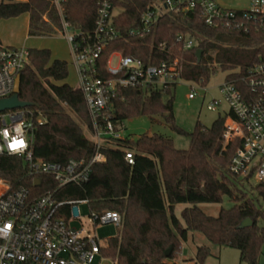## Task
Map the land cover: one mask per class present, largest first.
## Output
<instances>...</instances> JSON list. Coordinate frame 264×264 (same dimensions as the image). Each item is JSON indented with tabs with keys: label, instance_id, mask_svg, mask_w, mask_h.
Segmentation results:
<instances>
[{
	"label": "trees",
	"instance_id": "1",
	"mask_svg": "<svg viewBox=\"0 0 264 264\" xmlns=\"http://www.w3.org/2000/svg\"><path fill=\"white\" fill-rule=\"evenodd\" d=\"M59 1L57 7L55 0H0V21L28 15L29 37L58 36L64 21L86 38H93L99 6L110 2L117 12L114 25L120 36L98 60L97 75L103 79L111 78L108 57L119 52L146 65L179 60L183 79L203 87L218 66L228 72L226 81L248 96L251 91L244 79L254 67L264 64L260 19L245 22L243 29L213 28L205 25L200 14H172L162 16L150 33L133 34L147 7L156 0ZM179 35L195 37L198 48L185 51L176 41ZM3 48L0 40V49ZM27 50L28 63L19 74V99L32 104L23 111L33 156L57 164L89 161L95 154L94 145L86 136L91 122L82 92L66 83L68 63L52 60L47 49ZM198 50L203 51L200 62L196 57ZM176 86L160 90L120 88L107 114L114 124L138 117H148L153 122L164 118L172 129L188 136V149H176L172 139L159 134H144L136 141H112L102 149L106 162L93 166L87 183L60 189L45 176L40 177L41 185L34 187L21 159L0 156V179L13 189L27 187L33 196L50 191L59 201L87 200L90 210L97 213L118 212L122 227L102 250L103 256L117 264H177L175 258L190 232L200 233L213 246L237 250L242 262L258 264L264 245V183L252 187L256 197H250L245 187L252 176L240 178L230 172L240 142L224 148L226 115L218 117L211 127L198 122L191 133L176 126ZM127 151L134 155L132 165L125 160ZM224 197L233 202V207L222 209L217 217L207 215L199 207L221 204ZM181 204L188 207L179 219L175 208ZM247 219L252 226L241 229ZM168 250L171 253L167 257ZM209 255L208 247H199L191 262L205 264Z\"/></svg>",
	"mask_w": 264,
	"mask_h": 264
},
{
	"label": "built area",
	"instance_id": "2",
	"mask_svg": "<svg viewBox=\"0 0 264 264\" xmlns=\"http://www.w3.org/2000/svg\"><path fill=\"white\" fill-rule=\"evenodd\" d=\"M59 2L55 0L57 7ZM250 5L248 10H230L217 0H156L147 7L133 34L150 33L162 16H187L190 13L200 14L205 25L213 28L243 29L245 22L260 19L264 30V0H251ZM116 15L110 2H102L93 38H86L70 24L62 23L61 34L70 45L78 89L83 94L91 122L89 132L95 154L89 161L70 160L66 164H57L36 159L30 150L25 112L16 110L0 114V156L21 159L34 187L41 185L42 176L52 179L58 189L71 184L82 185L89 181L94 165L106 162L102 149L109 142L123 140L125 130L124 122L114 124L107 114L112 110L120 88L160 90L184 80V69L179 60L146 65L119 52L108 57L107 70L111 78L98 77V60L102 52L120 36L114 25ZM176 41L185 51L199 46L198 40L190 35H179ZM28 57L26 48L0 49V100L14 95L16 79L28 63ZM113 58H117L114 66ZM244 82L251 94L244 96L235 84L225 80L218 87L222 99H213L207 110L217 112L223 103L228 107L224 148L240 142L231 160L230 172L240 178L252 176L257 183H264V64L254 67ZM194 97V94L188 96L190 100ZM125 160L132 165L133 153L127 151ZM36 182H39L38 186ZM80 204L88 205L89 202L59 201L50 191L33 196L27 187L13 189L0 179V264H95L98 256L100 263L108 261L102 254L108 240L103 241L90 235V231L85 233L83 228L74 227L77 220L81 222ZM91 214L93 227L114 225L119 230L122 227L123 219L118 212L91 211ZM111 264H117V261Z\"/></svg>",
	"mask_w": 264,
	"mask_h": 264
},
{
	"label": "rangeland",
	"instance_id": "3",
	"mask_svg": "<svg viewBox=\"0 0 264 264\" xmlns=\"http://www.w3.org/2000/svg\"><path fill=\"white\" fill-rule=\"evenodd\" d=\"M251 0H217V2L224 8L230 10H248L251 8ZM26 17L14 21L16 27L12 29L11 23H0V31L4 35V43H12L26 49H47L51 51L52 60H61L68 63L69 77L66 81L71 87L78 89L79 83L72 67V53L70 45L62 34L54 37H38L28 38ZM11 20V19H10ZM8 21V20H5ZM15 32L14 39H12V32ZM14 40V41H13ZM113 66L117 63V58H113ZM228 72L222 71L218 66L215 67L214 74L206 86H201L198 83H192L185 79L177 84L174 90V116L175 124L186 133L194 131L196 124L199 122L203 126L211 127L212 123L220 116H224L228 108L223 103L217 112H209L207 105L213 99H222L219 91V85L226 80ZM194 94V99L190 100L188 96ZM125 130L122 132L123 139H130L136 141L144 134H159L173 140L176 149L186 150L189 148L190 140L188 136L178 133L169 126L164 118L158 117L153 122L148 117H138L124 122ZM85 127V126H84ZM88 132V131H87ZM87 138L91 139L90 133H86ZM257 184L255 179H251L249 184H246V191L250 197H256V193L252 187ZM264 209V204H261ZM188 205H177L175 208L176 216L181 219V214ZM199 207L204 213L209 216L217 217L222 209L228 210L233 207V202L228 197H224L221 204H201ZM78 212L81 217V222L76 221L74 227L77 229L83 228L84 232L90 231V235H95L101 240H110L119 234V229L114 225H99L93 227L91 218V210L88 205L80 204ZM199 247H208L210 255L205 264H247L240 260V253L232 248L213 246L209 241L197 232H190L188 241L183 243V247L179 255L176 256L177 264H190L191 260L195 258L197 249ZM262 254L259 258L258 264H264V245L262 247ZM108 261L100 263L101 257L96 258L95 264H111L115 262L110 257L104 256Z\"/></svg>",
	"mask_w": 264,
	"mask_h": 264
},
{
	"label": "water",
	"instance_id": "4",
	"mask_svg": "<svg viewBox=\"0 0 264 264\" xmlns=\"http://www.w3.org/2000/svg\"><path fill=\"white\" fill-rule=\"evenodd\" d=\"M202 55H203L202 50H198L196 52V57L199 62L201 61ZM20 85H21V79H20V76H18L16 79L14 95L11 98L0 100V114H3L8 111L23 110V109L30 108L32 106V104L20 101L19 99ZM19 121L20 120H17V122ZM38 185H39V182H36V186ZM251 226H252L251 220L247 219L241 223L240 228L246 229ZM170 253H171V250H168L165 255L168 257L170 256Z\"/></svg>",
	"mask_w": 264,
	"mask_h": 264
},
{
	"label": "crops",
	"instance_id": "5",
	"mask_svg": "<svg viewBox=\"0 0 264 264\" xmlns=\"http://www.w3.org/2000/svg\"><path fill=\"white\" fill-rule=\"evenodd\" d=\"M24 17H26V19H25V23L27 24V31L29 30V23H30V18H29V16L28 15H23ZM22 17V16H21ZM21 17H19V18H21ZM19 18H15V19H11V20H8V21H0V23L1 22H5V23H11V25H12V29H14V27H16L17 25H15V23H14V21H16L17 19H19ZM17 35V34H16ZM15 35V32L13 31L12 32V39H14V36H16ZM4 35L1 33V31H0V40H1V42H2V45L4 46V47H7V48H18L17 46L18 45H16V44H14V42H12V43H4L5 41H4ZM28 38H38V37H29V35H28ZM15 40V39H14ZM13 40V41H14ZM19 48H26L25 47V44H24V46L23 47H19ZM72 62H73V57H72ZM72 67L74 68V66H73V64H72ZM75 70V69H74ZM76 73V72H75ZM228 108V107H227ZM227 112H228V110H227ZM227 112H224V115H226V113Z\"/></svg>",
	"mask_w": 264,
	"mask_h": 264
}]
</instances>
